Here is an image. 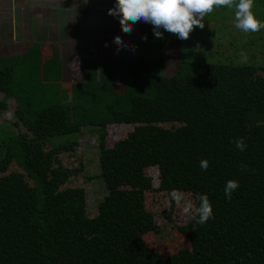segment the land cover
Instances as JSON below:
<instances>
[{
    "label": "trees",
    "instance_id": "1",
    "mask_svg": "<svg viewBox=\"0 0 264 264\" xmlns=\"http://www.w3.org/2000/svg\"><path fill=\"white\" fill-rule=\"evenodd\" d=\"M137 30L147 40L123 52H86L80 80L49 46L0 56V126L14 136L0 157V264H264V66L182 57L172 34ZM87 127L108 190L94 216L74 184ZM172 189L197 205L207 193L213 217L199 225L169 207Z\"/></svg>",
    "mask_w": 264,
    "mask_h": 264
},
{
    "label": "rangeland",
    "instance_id": "2",
    "mask_svg": "<svg viewBox=\"0 0 264 264\" xmlns=\"http://www.w3.org/2000/svg\"><path fill=\"white\" fill-rule=\"evenodd\" d=\"M112 1L115 3V0ZM0 10V13L7 20V26L4 29L8 30L10 28V8H8V6L4 7V5H2ZM253 12L259 20L264 22V0H254ZM213 17L219 21L215 22L212 20L211 22L205 23L206 28L198 36L190 39L188 38L187 40L177 39L176 42L170 41L169 44L172 46V49H175L176 51L179 49L182 57L187 55L188 50H191L201 61L231 62L235 64H260L264 66V29H261L259 32L255 33H245L235 28L234 8H214L213 12L207 14L204 17L203 22H205L206 18L211 19ZM113 20L114 18L111 15H108V11L104 12L100 21L93 22V24L89 26L90 33L88 32L87 34L93 38L90 39V43H79L77 40L76 42L71 41L73 46H75V44L79 45H77V49L80 51L78 65L79 69L76 68L77 61H73L74 55L69 53L64 54L67 51H71L73 46H66V51L62 52V58L65 65L63 74L66 80L73 81L80 80L82 78L84 71L89 68L84 55H86V52L89 50L93 51L97 49L100 43L113 42L114 37L117 35L123 36L125 44L126 41L130 39L142 40V37H144V35L139 32L133 33L132 31L130 34L123 33L120 23H113ZM80 24L82 25L84 22H80ZM106 26L113 29V32L108 35H98V32L96 31L98 29L99 31H102V28L104 29ZM83 31L84 30H82V32ZM196 33L197 32H192V34ZM57 38H61V35L58 33ZM4 50H7V53H11V51L6 48ZM50 51L53 52L56 51V49L51 46ZM120 52H123V50ZM242 52L246 54L247 60L242 58ZM174 53L175 52L173 51V56ZM169 57L171 58L170 55ZM58 67L59 62L53 63V61H50L48 63V68H51L52 70H57ZM49 76L50 77H48V79H56L55 74H50ZM12 139H14V136L12 134L10 124H2V126H0V157L5 153L6 149L8 148L7 145L12 142ZM81 141L82 149L76 153V156L80 161L83 162L85 166L86 177L85 180H75L74 184H82L84 181V185L87 190L88 212L90 216H94L93 214L96 212L98 203L103 200L105 195L108 193L107 187L103 179L100 177V149L99 135L97 130L93 127L84 128L82 130ZM111 145L112 142L109 143V146ZM67 158V154L64 155V163L66 162Z\"/></svg>",
    "mask_w": 264,
    "mask_h": 264
},
{
    "label": "clouds",
    "instance_id": "3",
    "mask_svg": "<svg viewBox=\"0 0 264 264\" xmlns=\"http://www.w3.org/2000/svg\"><path fill=\"white\" fill-rule=\"evenodd\" d=\"M253 6L254 0H115L108 15L119 17L123 33L130 34L133 25L143 21L153 26V33L157 38L163 37V29L181 40H187L195 27L204 28V17L218 7L234 8L235 28L245 33L259 32L264 29V22L256 17ZM142 39L147 40V36ZM113 43L118 46L117 51L125 46L122 35L115 36ZM241 56L247 60L245 53L242 52ZM233 142L240 151L247 147L243 138H236ZM199 166L207 170L209 161L201 159ZM238 188V181L228 180L224 188L225 197L231 199L232 193ZM196 200L199 201L198 205L177 189H172L169 193V207L175 202L183 215L204 225L213 217V207L207 193L197 194Z\"/></svg>",
    "mask_w": 264,
    "mask_h": 264
},
{
    "label": "crops",
    "instance_id": "4",
    "mask_svg": "<svg viewBox=\"0 0 264 264\" xmlns=\"http://www.w3.org/2000/svg\"><path fill=\"white\" fill-rule=\"evenodd\" d=\"M2 5L10 8L11 15L10 28L6 30L4 28L7 26V20L0 13V56L15 55L25 44H36L45 52L48 50L46 46L49 48L53 46L59 53L63 70L65 65L62 52L66 51L67 47L73 46L71 41L90 43V39L93 38L87 34L90 33L89 26L93 22L100 21L103 13L112 8L114 3L112 0H0V8ZM112 17L114 18L113 23L119 22V17ZM212 20L219 21L213 17L206 18L205 23ZM80 22L84 24L81 25ZM144 23L143 21L135 23L133 33L139 32L137 29L141 28ZM205 28V24L203 29L195 27L194 32L197 33L192 34L191 32L189 39L201 34ZM96 32L98 35H108L113 32V29L106 26L102 28V31L98 29ZM57 33L61 35V38H57ZM172 39L179 38L172 35ZM77 45L75 44L71 51L64 54H73V61L78 63L80 51ZM5 48L11 53H7Z\"/></svg>",
    "mask_w": 264,
    "mask_h": 264
}]
</instances>
